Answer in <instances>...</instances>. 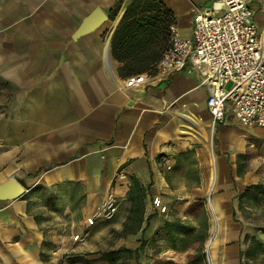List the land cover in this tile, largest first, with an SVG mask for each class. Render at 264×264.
<instances>
[{
  "label": "crops",
  "instance_id": "obj_1",
  "mask_svg": "<svg viewBox=\"0 0 264 264\" xmlns=\"http://www.w3.org/2000/svg\"><path fill=\"white\" fill-rule=\"evenodd\" d=\"M130 1L0 0V185L14 179L24 189L0 200V264H56L60 255L46 241L56 243L59 235H48L38 209H49L53 220L68 218L69 239L73 226L81 230L112 196L116 213L98 221L93 237L121 231L131 177L149 185L150 230L165 220H185L188 206L205 196L212 170L223 190L239 193L264 182L252 163L253 149L264 148V127L248 129L231 115L217 125L209 167L202 142L210 117L200 74L159 76V58L142 73L143 85L123 88L127 77L119 75L110 46ZM157 1L188 38L191 10L211 0ZM249 1L261 28L264 0ZM95 9L106 20L78 34ZM50 196L63 208L50 205ZM237 205L234 199L231 208Z\"/></svg>",
  "mask_w": 264,
  "mask_h": 264
},
{
  "label": "built area",
  "instance_id": "obj_2",
  "mask_svg": "<svg viewBox=\"0 0 264 264\" xmlns=\"http://www.w3.org/2000/svg\"><path fill=\"white\" fill-rule=\"evenodd\" d=\"M191 12L190 37H181L171 23L158 75L200 74L213 127L227 115L248 129L264 127V25L258 27L250 1L211 0ZM145 82V74L131 75L123 88L135 89ZM116 210L115 198L109 196L95 216L110 220Z\"/></svg>",
  "mask_w": 264,
  "mask_h": 264
},
{
  "label": "rangeland",
  "instance_id": "obj_3",
  "mask_svg": "<svg viewBox=\"0 0 264 264\" xmlns=\"http://www.w3.org/2000/svg\"><path fill=\"white\" fill-rule=\"evenodd\" d=\"M216 129L217 126L213 127L209 119L206 123L208 139L202 142L209 158L211 170L214 167L216 156ZM252 163L253 171L260 174L264 180V148L259 146L253 149ZM206 178L209 179L206 194L203 199L196 200L202 201L208 220V235L203 248L207 264H230L231 259H239V251L245 252L253 240L261 243L264 248V233L261 231L264 229V195L254 196L251 191L247 192V195L240 200L237 198L236 190L231 188L223 190L218 187L217 177L213 170L210 172V177ZM258 184L264 185V182ZM234 199L238 200V205L236 208H231V202ZM55 202L57 200L50 196L48 203L53 205ZM57 204L62 207V202H57ZM62 208H59L58 212H61ZM36 211L43 215L44 228L48 235L51 237L53 232L59 235L56 243L51 238L46 241L48 248H54L60 255V258L55 261L56 264H108L97 253L113 251L120 246L132 250L139 246L140 235L121 239L110 231L103 238H94L93 230L100 221L95 216L97 212L91 217L90 222L81 227V230L80 226L72 225L76 231L67 239L65 236H67L68 227L71 226L66 224L68 218L59 216L57 220H53L54 216L47 213L49 209L47 212L39 209ZM233 212L234 216L232 217ZM198 215L197 212L193 216L186 215L185 220L174 219L196 225L199 220ZM160 225L155 230L147 229L144 232L143 248L137 259L127 258L125 254H120L115 264H186L188 252L174 251L168 248L166 243L160 239L159 234H156ZM86 245L93 248H86ZM241 264H264V254L257 252L254 257L243 256Z\"/></svg>",
  "mask_w": 264,
  "mask_h": 264
},
{
  "label": "trees",
  "instance_id": "obj_4",
  "mask_svg": "<svg viewBox=\"0 0 264 264\" xmlns=\"http://www.w3.org/2000/svg\"><path fill=\"white\" fill-rule=\"evenodd\" d=\"M119 10L120 4L115 5L111 11V20H114ZM172 22H175L172 13L159 1H130L112 36L110 46L112 58L121 64L119 70L121 77L142 74L159 60L161 54L168 48L169 27ZM148 189L149 185L144 187L137 179L130 178V187L126 197L127 216L121 231L113 230L112 233L121 239L140 235L139 246L133 250L120 246L113 251L97 253L108 264H115L120 254H125L127 258H138L144 244V232L150 229L151 216H145ZM251 191L254 196L264 195V185H250L243 192L238 193L237 198L241 200L247 192ZM197 212L199 220L196 225L185 223L180 219L165 220L156 233L168 248L188 252L186 264H207L203 248L208 235V220L201 200L193 202L187 209L188 215L193 216ZM261 231L264 233V229ZM257 252L264 254V248L261 243L253 240L245 252L239 251V264L243 256L254 257Z\"/></svg>",
  "mask_w": 264,
  "mask_h": 264
},
{
  "label": "water",
  "instance_id": "obj_5",
  "mask_svg": "<svg viewBox=\"0 0 264 264\" xmlns=\"http://www.w3.org/2000/svg\"><path fill=\"white\" fill-rule=\"evenodd\" d=\"M106 20L105 13L95 9L87 16L78 30V34H84ZM24 193L23 187L14 179H9L5 184L0 185V200H10L21 196Z\"/></svg>",
  "mask_w": 264,
  "mask_h": 264
}]
</instances>
